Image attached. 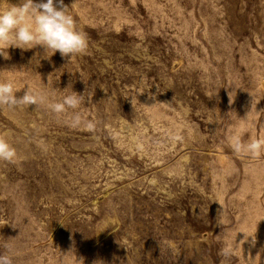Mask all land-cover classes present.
I'll return each instance as SVG.
<instances>
[{
  "label": "rangeland",
  "instance_id": "1",
  "mask_svg": "<svg viewBox=\"0 0 264 264\" xmlns=\"http://www.w3.org/2000/svg\"><path fill=\"white\" fill-rule=\"evenodd\" d=\"M64 3L87 35L83 54L0 56V82L45 97L0 108V136L16 150L0 161V254L264 264V153L231 148L234 135L264 140V0ZM73 92L85 97L77 108L50 111Z\"/></svg>",
  "mask_w": 264,
  "mask_h": 264
},
{
  "label": "clouds",
  "instance_id": "2",
  "mask_svg": "<svg viewBox=\"0 0 264 264\" xmlns=\"http://www.w3.org/2000/svg\"><path fill=\"white\" fill-rule=\"evenodd\" d=\"M74 3L69 7L64 0H20L18 4H9L0 10V56L8 59L7 49L10 47L26 51L37 46L50 52V57L59 52L62 58L71 60L74 56L83 54L87 50L88 39L86 33L77 28L75 18L71 14ZM18 91L19 89L14 90L11 82H0V108L38 106L45 101V97L38 96L30 88L20 97L16 96ZM84 100L83 94L73 92L63 97L60 102L49 103L48 107L52 113L59 114L66 108H77ZM229 103H232L230 97ZM78 123L77 116L74 125ZM93 127L92 124L87 126L89 131H92ZM231 148L240 157L258 159L264 153V140L253 139L245 142L240 135H234L231 138ZM15 157V148L0 136V161L12 162ZM249 237L250 243L255 246V235L248 236L245 240ZM232 253V248L224 247L220 254L228 259ZM0 264H13L12 257L0 254Z\"/></svg>",
  "mask_w": 264,
  "mask_h": 264
}]
</instances>
